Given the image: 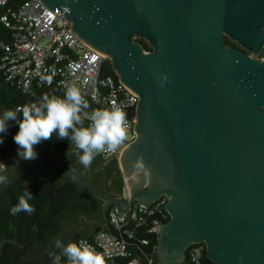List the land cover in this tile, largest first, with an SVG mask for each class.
<instances>
[{
    "label": "water",
    "instance_id": "water-1",
    "mask_svg": "<svg viewBox=\"0 0 264 264\" xmlns=\"http://www.w3.org/2000/svg\"><path fill=\"white\" fill-rule=\"evenodd\" d=\"M40 1L137 96L134 137L117 158L127 197L70 172L43 177L67 176L103 214L163 197L156 264H180L201 242L212 264H264V0Z\"/></svg>",
    "mask_w": 264,
    "mask_h": 264
},
{
    "label": "built area",
    "instance_id": "built-area-1",
    "mask_svg": "<svg viewBox=\"0 0 264 264\" xmlns=\"http://www.w3.org/2000/svg\"><path fill=\"white\" fill-rule=\"evenodd\" d=\"M10 2L0 0V6H6L0 22L10 31V41L0 42V68L6 79L22 89L52 82L65 89L66 85L72 84L99 108L113 104L121 106L126 113L125 139L113 150L100 153L106 158L118 156L134 137L132 124L137 96L117 78L102 72L107 57L78 38L63 14L46 7L40 0H24L15 7L9 5ZM259 58L264 61V45ZM83 116L87 124L89 114ZM122 194L127 197L125 185ZM160 203L142 206L132 202L122 212L111 206L106 212L107 229L95 232L89 239L79 240L90 244L97 253L104 255L105 260L126 258L123 264H139V253L134 249L147 245L148 239L137 233L141 230L157 233L161 223L158 216L163 217ZM156 213L158 216L151 219ZM196 244L186 249L180 264H203L201 247ZM151 262V257L146 256L145 264Z\"/></svg>",
    "mask_w": 264,
    "mask_h": 264
},
{
    "label": "trees",
    "instance_id": "trees-1",
    "mask_svg": "<svg viewBox=\"0 0 264 264\" xmlns=\"http://www.w3.org/2000/svg\"><path fill=\"white\" fill-rule=\"evenodd\" d=\"M24 0H11L9 5L15 7ZM6 6H0V16L5 12ZM10 41V31L0 22V42ZM146 49L149 48L147 43L140 39ZM226 44L239 48L232 40L226 38ZM2 50L0 48V58ZM102 72L117 78L111 68L108 59L103 62ZM64 89L54 82L50 84H42L41 86L32 85L27 89H22L9 80L0 68V111L4 109L14 108L17 105H23L31 102H38L43 95H63ZM89 103V109L81 113L84 122L86 119L84 113L90 114L93 109L99 108L89 98L84 97ZM17 125L10 122L8 135L4 137V143L0 145V165H4L3 169L9 173V183L0 186V264H66L60 249L55 246V240L58 237L61 224L64 221L62 212L70 206L71 202L76 198L78 191H83L87 197L97 206L101 213L102 202L92 196L86 188L72 181L67 176L55 175L48 178L43 176L57 172L66 171L67 169L59 162L51 163L45 170L35 166L37 157L41 155L44 149H51L54 153L59 154L68 148V143L64 139H57L55 134L51 138L35 145L37 156L35 159L23 160L16 157L17 145L12 140V134L16 131ZM11 165L17 167L18 173L13 174ZM38 169L39 175L35 173ZM74 174V173H72ZM86 180L94 188L96 185L92 181ZM25 184L33 193L32 199L29 201L34 208L31 213L18 212L11 214L9 209L17 200L18 195L22 192ZM117 187L122 191L124 187L123 179L117 178ZM98 190V189H97ZM101 192V191H100ZM82 199V198H80ZM160 203L159 208L163 217L156 213L151 219L159 217L160 222L168 219V214L164 209L165 199L159 198L151 205ZM78 213V209L75 215ZM150 219V220H151ZM96 229L92 233L80 232L73 235L69 240L78 241L79 239H89L97 231L106 230L107 226H101V223L95 224ZM137 236L148 239L147 245H140L139 249L134 250L139 253L140 263L145 264V257H151V264H156L155 247L157 243L156 233H147L141 230ZM68 241V240H63ZM201 248V259L203 264H212L205 258L204 244L198 243ZM126 258H112L105 260V264H123ZM185 264V263H183Z\"/></svg>",
    "mask_w": 264,
    "mask_h": 264
},
{
    "label": "clouds",
    "instance_id": "clouds-1",
    "mask_svg": "<svg viewBox=\"0 0 264 264\" xmlns=\"http://www.w3.org/2000/svg\"><path fill=\"white\" fill-rule=\"evenodd\" d=\"M44 80L50 77H42ZM89 103L81 90L72 84L66 85L63 95H43L38 102L17 105L14 108L0 111V145L8 135L10 122L17 125L12 134V140L17 145L16 157L23 160L35 159V145L47 140L55 134L57 139H64L68 148L78 162L87 168L93 159L101 152L111 151L121 144L126 136V113L116 104L108 108H97L90 111L89 122L85 124L81 113L89 109ZM138 157L134 167H141ZM13 174L17 167L11 165ZM137 179L135 175L131 177ZM9 183V173L0 169V186ZM33 193L25 184L18 195L16 203L9 211L15 215L18 212L31 213L34 208L29 201ZM55 246L60 249L66 264H105V257L97 253L95 248L84 240H55Z\"/></svg>",
    "mask_w": 264,
    "mask_h": 264
},
{
    "label": "flooded vegetation",
    "instance_id": "flooded-vegetation-1",
    "mask_svg": "<svg viewBox=\"0 0 264 264\" xmlns=\"http://www.w3.org/2000/svg\"><path fill=\"white\" fill-rule=\"evenodd\" d=\"M66 150L67 148L57 154L51 149H44L41 155L37 157L35 166L45 170L51 163L60 162L67 169L62 172L74 173L92 181V183L98 187L97 189L99 192L101 191L102 193H109L112 195H118L122 192L119 191L117 187V178L121 176L123 179L117 161L118 156L106 158L99 153L93 159L92 163L85 168L78 162L76 156L73 155L71 148L69 149L66 158ZM77 196L82 198V203L73 220L62 222L58 233V237L61 241L69 240L76 233H92L96 229L95 224L105 222L106 212L109 208L106 210L105 214H103L102 211L99 213L97 206L83 191H78Z\"/></svg>",
    "mask_w": 264,
    "mask_h": 264
},
{
    "label": "rangeland",
    "instance_id": "rangeland-1",
    "mask_svg": "<svg viewBox=\"0 0 264 264\" xmlns=\"http://www.w3.org/2000/svg\"><path fill=\"white\" fill-rule=\"evenodd\" d=\"M3 167H4V165L1 164V165H0V169H3Z\"/></svg>",
    "mask_w": 264,
    "mask_h": 264
},
{
    "label": "bare ground",
    "instance_id": "bare-ground-1",
    "mask_svg": "<svg viewBox=\"0 0 264 264\" xmlns=\"http://www.w3.org/2000/svg\"><path fill=\"white\" fill-rule=\"evenodd\" d=\"M111 207V206H110Z\"/></svg>",
    "mask_w": 264,
    "mask_h": 264
}]
</instances>
